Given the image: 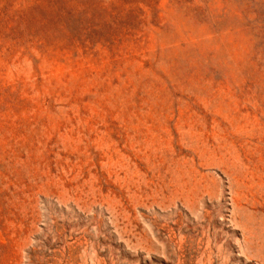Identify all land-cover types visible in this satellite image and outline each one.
<instances>
[{
	"label": "rangeland",
	"instance_id": "obj_1",
	"mask_svg": "<svg viewBox=\"0 0 264 264\" xmlns=\"http://www.w3.org/2000/svg\"><path fill=\"white\" fill-rule=\"evenodd\" d=\"M207 262L264 264V0H0V264Z\"/></svg>",
	"mask_w": 264,
	"mask_h": 264
},
{
	"label": "bare ground",
	"instance_id": "obj_2",
	"mask_svg": "<svg viewBox=\"0 0 264 264\" xmlns=\"http://www.w3.org/2000/svg\"><path fill=\"white\" fill-rule=\"evenodd\" d=\"M248 232H249V234L251 235V234H252V229H248ZM203 253H204V252H203ZM211 254H212V253H211ZM211 257H212V256H211ZM202 258H203V257H202ZM207 260H208V259H207ZM207 260H206V261H207ZM211 260H212V259H211ZM199 261H200V260H199ZM206 261H205V263H206ZM197 262H198V261H197ZM205 263H204V264H205ZM209 263H210V262H209ZM197 264H198V263H197ZM207 264H208V262H207Z\"/></svg>",
	"mask_w": 264,
	"mask_h": 264
}]
</instances>
